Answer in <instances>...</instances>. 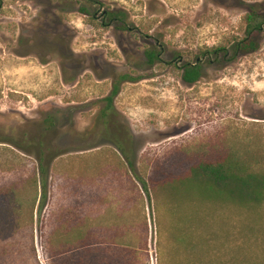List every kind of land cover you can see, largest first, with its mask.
Returning <instances> with one entry per match:
<instances>
[{
    "label": "rangeland",
    "instance_id": "obj_1",
    "mask_svg": "<svg viewBox=\"0 0 264 264\" xmlns=\"http://www.w3.org/2000/svg\"><path fill=\"white\" fill-rule=\"evenodd\" d=\"M94 1L85 15L69 0H0V264H264V201L187 181L152 192L154 165H185L184 154L245 147L264 175V30L251 54L203 56L242 39L264 0ZM107 9L124 29L104 26ZM187 63L202 68L192 86ZM123 75L135 80L103 122Z\"/></svg>",
    "mask_w": 264,
    "mask_h": 264
},
{
    "label": "trees",
    "instance_id": "obj_2",
    "mask_svg": "<svg viewBox=\"0 0 264 264\" xmlns=\"http://www.w3.org/2000/svg\"><path fill=\"white\" fill-rule=\"evenodd\" d=\"M77 4H81L79 10L83 14H88L90 5L96 4L94 0H69ZM83 2V3H82ZM105 18L106 27L119 26L123 28L124 13L115 12L107 9L102 13ZM243 24L245 26L244 37L240 40H236L230 49L219 48L213 49L203 53V56L211 55L215 59L220 57L221 59H227L228 55L232 54L231 59L237 58L238 56L248 55L255 52L258 49L257 41L260 34L264 30V13H260L251 9L247 15L243 18ZM146 57L152 64L156 59L157 54L154 51H147ZM182 81L189 86L194 85L202 77L201 64L187 63L181 67ZM132 79L128 75L120 76L118 81L112 85L111 91L108 96L102 99L105 103V108L100 111L101 121L108 120L110 115L113 114V100L119 93V86L122 82H129ZM51 126L54 123L52 119L50 121ZM114 146L118 150L121 156L126 160L127 165L135 175V180L141 185L144 192L148 195L149 188L147 182L141 177L135 174L133 162L125 154V150L121 142H114ZM241 153V152H240ZM239 150H232L230 148L227 152H221L218 154H184L188 161L184 164L177 166L160 167L154 165L152 172L157 176L158 182L152 185L153 195L156 190H163L166 185H176L179 183L193 182L196 189L201 192H214L224 194L228 200L235 204L242 203L243 206L258 205L264 201V175L260 172L253 170L255 160L252 159L254 156L250 151H247L244 147L243 154H240ZM249 154L251 156H249ZM176 161V160H175ZM41 174H45L44 170H40ZM41 198L42 205L46 198V184L41 183ZM8 210L0 209V221L6 222ZM6 226L3 228L5 229ZM65 222L61 223L60 226L53 232L51 236L56 238H50V244L52 249L57 252L58 247H63L68 241V236H65ZM60 233L62 236H60ZM58 234V235H57ZM57 236V237H56ZM69 254V253H68ZM67 256V253H57L54 257L57 261L62 262Z\"/></svg>",
    "mask_w": 264,
    "mask_h": 264
}]
</instances>
